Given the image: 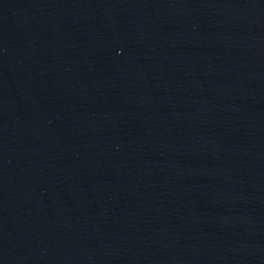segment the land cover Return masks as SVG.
Instances as JSON below:
<instances>
[{"label":"water","instance_id":"1","mask_svg":"<svg viewBox=\"0 0 264 264\" xmlns=\"http://www.w3.org/2000/svg\"><path fill=\"white\" fill-rule=\"evenodd\" d=\"M0 264H264V0H0Z\"/></svg>","mask_w":264,"mask_h":264}]
</instances>
